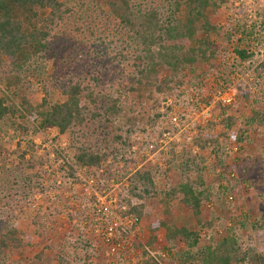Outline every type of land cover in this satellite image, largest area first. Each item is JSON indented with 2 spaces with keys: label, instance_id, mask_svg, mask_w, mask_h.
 Segmentation results:
<instances>
[{
  "label": "trees",
  "instance_id": "1",
  "mask_svg": "<svg viewBox=\"0 0 264 264\" xmlns=\"http://www.w3.org/2000/svg\"><path fill=\"white\" fill-rule=\"evenodd\" d=\"M71 1L82 9L92 5L94 18L112 25L111 38L98 40L97 61L110 56L116 66L108 64L110 76L103 66L97 76L82 78L78 71L60 83L53 73L49 79L56 81L55 98L44 84L43 94L30 89L27 75L33 63L47 60L56 28L71 15L72 7L62 0H0V123L9 120L20 136L13 150L16 163L0 165V264H127L114 248L126 235L123 226L117 223L108 237L107 228L118 216L133 215L139 223L144 201L159 193L165 196V213L168 201L178 199L192 211L198 228L166 219L151 221L144 241L132 242L140 248L136 264H159L149 251L159 234L162 249L168 255L177 248L181 264H264V250L244 244L233 228L194 251L179 248L181 243L194 246L199 230L213 225L212 217L200 218L202 203L213 196L205 177L207 166L213 171L221 163L219 149L231 140L240 143L264 132L263 108H250L249 115L241 117L235 112L236 102L217 100L212 117L196 124L177 152L171 141V157L162 173L175 179L162 192L157 167L149 161L132 172L128 169L131 135L146 126L156 127L186 92L197 93L198 101L210 107L209 96L200 93L203 76L212 69V84L226 92L234 77L251 69L257 55L252 43L264 41L261 32L253 24L220 22L221 8L231 0ZM94 30L89 28L88 33L93 35ZM255 73L260 75L256 68ZM104 77L109 88L96 90ZM240 91L238 87V99L247 102L248 94ZM50 129H56L60 140L39 154L34 133ZM52 153L62 158L60 177L46 181L41 168ZM210 155L216 158L212 163ZM83 175L95 182L91 185L95 190L89 193L88 217L82 216L88 231L75 234L71 206L56 204L66 189L82 183ZM123 181L127 183L118 191L114 185ZM108 190H116L112 209L98 205L96 193ZM63 208L69 226L61 227L57 222ZM243 220L238 221L242 226Z\"/></svg>",
  "mask_w": 264,
  "mask_h": 264
},
{
  "label": "rangeland",
  "instance_id": "2",
  "mask_svg": "<svg viewBox=\"0 0 264 264\" xmlns=\"http://www.w3.org/2000/svg\"><path fill=\"white\" fill-rule=\"evenodd\" d=\"M62 1L72 7V13L57 26L53 48L49 50L47 60L33 63L34 65L29 68L27 75L30 89L33 88L39 94H43L44 84L48 90L54 92L55 98L58 97V91L53 86L56 81L49 79L53 73H56L54 78H57L60 83L78 71H80L79 76L82 78H88L90 75L97 76V72L105 70L103 66L108 69L110 76L112 68L108 64L116 66L114 62H111L110 56L103 57V61H97L99 60L98 40L99 38L104 40L111 38L112 25L108 21H103L102 18L101 20L94 18L95 10L92 5L82 9L75 6L71 0ZM219 14L221 23L228 21L233 24L239 21L246 26L255 25L256 30L261 32L260 36H263L260 38L264 39V24H261L264 21V0H231L221 8ZM89 28H95L93 35L88 33ZM251 48L257 53L253 58L254 61L252 60L251 69L243 76L234 77L232 85L223 95L224 103L236 102L235 112L241 117L249 115L250 108L261 107L264 109V41L260 39L258 43H252ZM229 55L232 57L233 52L229 51ZM104 59L109 61H104ZM99 62L101 65L98 64ZM255 68L260 72V75L255 73ZM209 74L210 79L207 81ZM209 74L203 76L204 87L200 93L209 96L211 99L210 107L198 101L197 93L186 92L187 95L184 93L186 98L184 97V100L179 98V102L172 103L171 109L166 111V115L161 117V122H157L156 127L151 129L146 126L143 130L137 131L134 135L132 134L133 136L131 135L132 146L128 152L129 157H131L129 172L149 161L150 165L157 167V187L161 192L175 179L170 180L169 176L167 177L162 173L166 167L167 159L171 157V141L174 140L173 150L177 152L181 145L185 144L186 140L194 134L196 124L202 125L207 118L212 117L214 112L211 111V108L217 100H221L219 97L221 86L212 84L214 83V71L212 69L209 70ZM109 85L110 82L104 77L95 85L97 86L95 89H108ZM238 87L241 88L240 92L248 94L247 102L238 99L236 95ZM190 98L191 100H189ZM214 120L216 122L218 118ZM219 128L220 126L217 125L216 130ZM163 132L166 134L163 135ZM30 134L29 137L33 135ZM34 134H36L34 141L36 144H40V147H37L39 154L45 153V150H50L51 146H54L59 139L56 129ZM19 138L18 132L9 120H2L0 123V165L12 166L16 163L17 159L13 150L16 148V142ZM63 142L60 143V146L63 145ZM218 153L221 163H217V167L213 171L211 168L208 170L209 165L205 170V172L207 171L205 174L207 182L211 183L213 187V196L209 201L203 202L200 208V218L206 220L212 217L213 225L210 228L199 230V239L194 246L189 247L181 243L179 248L182 251H194L209 244L210 238L225 235L228 228H233L236 234L242 238L244 244H251L261 252L264 250V132L251 135L240 143L231 140L230 144L221 146ZM61 159L54 153L44 158L41 168L43 179L46 181L59 179L57 169ZM215 159V155H210L208 161L212 163ZM86 178L83 175L82 183L71 185L63 195L60 194L61 197L58 194L59 200L56 204V206L63 204V207L66 204L71 206L70 212L76 215L74 220L76 225L73 231L75 234L84 231L85 228L88 231V225H86L85 220L82 221L84 218L82 216L88 217L86 209L92 206L91 202L88 201L89 193L90 190L95 189L86 183ZM126 183L123 181L114 186L117 187L118 191H122V186ZM90 184L95 185V182L90 181ZM220 186H225V189H221ZM60 187L57 186V188ZM51 192L50 195L54 194V191ZM97 193V196H100L99 199L97 198L99 206L110 204L108 209L114 207L112 201L116 196V190L98 191ZM164 201L165 196L162 193L146 199L144 201L145 214L139 223H135L133 215L129 218L118 216L112 219L123 226L126 234L124 237H119L118 243H115V251L125 260V263L136 264L137 258L140 256V248L133 246L132 242L142 243L147 237V228L150 222L155 219L172 220L179 225H188L192 229L198 228L192 211L181 205L178 199L172 198L168 201L169 211L167 213L164 211ZM64 209L57 222L61 227L69 226ZM244 218H246V223L242 226L238 221ZM97 221L99 220L95 219L94 222L97 223ZM160 241L161 234H159L156 243L149 248L150 253L159 264H181L178 249H173L167 255L162 249L163 244Z\"/></svg>",
  "mask_w": 264,
  "mask_h": 264
},
{
  "label": "built area",
  "instance_id": "3",
  "mask_svg": "<svg viewBox=\"0 0 264 264\" xmlns=\"http://www.w3.org/2000/svg\"><path fill=\"white\" fill-rule=\"evenodd\" d=\"M226 92H222V93H219V97H220V99H221V101L223 102V95L225 94ZM163 135H165L166 133L165 132H163L162 133ZM90 181L91 180H89V181H87V179H86V183L89 185V186H91V184H90ZM92 182V181H91ZM97 195H98V193H97ZM98 199L100 198V196H98L97 197ZM115 202V197L113 198V201H112V203H114ZM106 206V208H108V206L110 207V204H108V206L107 205H105ZM110 209H112V208H110ZM117 221H115V220H113V222H112V224H110L109 226H108V228H107V237L108 236H111L112 235V228L114 227V226H116L117 225ZM114 248H116L115 246H114ZM113 248V249H114Z\"/></svg>",
  "mask_w": 264,
  "mask_h": 264
}]
</instances>
